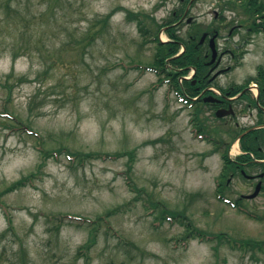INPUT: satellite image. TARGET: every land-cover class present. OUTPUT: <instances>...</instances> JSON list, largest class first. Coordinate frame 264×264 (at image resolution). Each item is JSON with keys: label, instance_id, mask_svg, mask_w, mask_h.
<instances>
[{"label": "rangeland", "instance_id": "rangeland-1", "mask_svg": "<svg viewBox=\"0 0 264 264\" xmlns=\"http://www.w3.org/2000/svg\"><path fill=\"white\" fill-rule=\"evenodd\" d=\"M241 1L194 0L189 15L196 22L177 29L184 38L196 26L218 29L217 47L235 52L222 57L220 67H231L216 77L217 88L243 83L264 63V29H248ZM181 7L179 0H0V264H264V250L197 236L183 241L182 223L156 219L159 209L142 202L183 210L204 232L264 240V194L247 198L254 182L227 175L224 194L241 198L261 219L217 198L223 148L214 151L197 135L196 104L179 101L147 66L156 52L150 32L168 40L157 25ZM213 112L204 105L201 118L228 142L256 119V109L239 118ZM62 146L109 154L135 149L129 175L140 195L125 179L127 155L76 165L64 152L40 151ZM239 146L230 144L228 155L234 158ZM118 205L126 206L106 215ZM104 215L92 232V222L82 219Z\"/></svg>", "mask_w": 264, "mask_h": 264}, {"label": "trees", "instance_id": "trees-1", "mask_svg": "<svg viewBox=\"0 0 264 264\" xmlns=\"http://www.w3.org/2000/svg\"><path fill=\"white\" fill-rule=\"evenodd\" d=\"M188 0H184L182 3L181 8H176L171 11L170 17L166 19V21L162 24H158L157 27L161 26H166L165 32L168 34L169 39L167 41H160L157 30L152 31L150 33H153L152 37H148V41H154L156 43V52L153 56L152 64H150V67L155 69L157 74H162L163 77L162 79H166L170 83V88L177 91L178 94L181 96V93L187 94L190 97H194L199 93V90L196 88V84H192L190 79H182V82H179V77H182L183 75L187 74L190 70V68L194 67L195 68V74L194 78L201 79L203 76L206 74L208 66H207V58L205 57V47L202 45L197 44L195 46V41L193 39H190V37H198L199 34L204 31L203 29L199 27H194L192 32L188 34L186 38L182 37L180 34H178L177 26L171 25L172 23L176 22L178 19L179 14L183 11L184 4ZM237 3H233V6L235 7ZM239 6L243 9L246 15V26L248 27L249 30L252 31H258L260 29H264V2L262 0H242L239 3ZM110 15V13H108ZM108 15H106V19H108ZM141 14H138L137 18L139 19L138 21L141 23L142 19L140 17ZM259 20V21H256ZM142 31L144 34H147V32L141 27ZM180 42L184 46V50L179 54L175 55L180 48ZM233 53H235L232 50ZM160 78V79H161ZM255 81L259 87H260V101L261 104H264V63L259 65L256 69V72L253 76H250L246 79V82H251ZM240 86L238 87V89ZM236 91H232V94ZM183 97V95H182ZM201 100V99H200ZM201 102V103H200ZM198 103V105H197ZM200 103V104H199ZM196 105L194 106L192 115H191V124L195 127L197 133L203 135L205 139H207L209 142H212L215 147L214 151H217L219 148H223L221 152V157L223 159V168L221 173L219 174V190L223 192V188L226 187V179L225 176L231 172L234 171V163L233 161L229 158L227 150L233 139L236 137V134L238 131L233 135L230 141H225L224 138L219 135L215 137L216 133L219 132V127L213 126V128H208V124L205 123L206 121L201 118V114L203 112V106L207 105L210 106L211 104L207 102H202V101H196ZM212 106V105H211ZM5 112H8L6 110ZM260 117H264V113L260 112ZM16 118V117H15ZM17 120V118H16ZM19 121V120H18ZM262 122H264V119H262ZM28 126V125H26ZM5 127H10L16 128V125L10 124L7 125L5 124ZM211 130L212 133H215L213 136L211 133L208 131ZM229 133V132H228ZM250 135H245L240 141L241 147L243 150L247 151V153L242 154L237 156L236 158L238 160H246V157H249V152H254L257 156H263V154L260 153L258 145L260 143L258 140L251 138ZM37 143L42 146V140L41 137L36 138ZM155 141H146L144 143H153ZM43 147V146H42ZM40 151L43 153L44 156H53L60 154L62 152L66 153V155L70 158L71 162L76 163V165L83 164L84 162L90 161L92 159L96 158H102V157H120L123 155H127V168H126V180L129 184L130 190L135 191L137 196H139L140 189H138L133 183H132V178L129 175V172L131 171V168H133V164L135 161V149H130L126 152L123 153H114V154H109V153H104V152H79V151H70L66 147L58 148V149H50L46 150L44 148H41ZM213 151V152H214ZM41 165V164H39ZM28 180V177H24L23 180H18L16 181L11 188L17 187V184H24ZM222 195H224L222 193ZM134 201V200H133ZM144 207L146 206L148 209H159L160 214H158V220H163L164 218L168 219H175L178 220L180 223L183 224L184 226V233L180 235L181 239H186L188 237H194L197 236L201 239L205 240H213L216 242V246L221 243H227L231 245L232 247L234 246H239L242 249L245 250H254V249H259V250H264V240L262 241H256L253 239H241V240H235L233 239L230 235H228L225 232H219V233H208L200 230L197 227H193L192 221L187 219V215L183 210H165L163 208L158 207L159 206V201H149L144 199ZM127 205V204H126ZM124 205V206H126ZM234 205H237V207L244 206L242 205L241 198H237L234 201ZM123 205H118L115 208L111 209L106 215L108 216L112 212L119 211L123 207ZM245 207V206H244ZM104 215L103 217H98L95 220H88L83 218V220H87L92 222V227H91V232L96 229V227L100 224V221H104L107 219V216ZM256 215V218H263L260 215ZM65 217H67V214H64ZM187 217V218H186ZM95 242V239L91 238L88 245L90 246ZM81 254H84V251H86V248H80L79 249Z\"/></svg>", "mask_w": 264, "mask_h": 264}, {"label": "flooded vegetation", "instance_id": "flooded-vegetation-1", "mask_svg": "<svg viewBox=\"0 0 264 264\" xmlns=\"http://www.w3.org/2000/svg\"><path fill=\"white\" fill-rule=\"evenodd\" d=\"M192 4V3H191ZM190 4V6H191ZM190 6L188 8L187 13L186 9L187 6L184 7V10L179 14L177 21L175 22L176 26H179L181 24L182 21L185 20L186 24L191 25L194 24L196 22V17H193L192 15H189V9ZM188 17H192L191 20H188ZM240 27V24H237ZM216 32V38L218 36V30L216 31V29L211 28L210 30H204L202 31V33L200 34V36L202 34H206V36L201 40V37H198V40L194 37H190V39H193L195 42V46H197V44L202 45L203 47H205V57L207 58V64H208V69L206 72V75L203 76V78L201 79H192L191 83L192 84H196V88L199 90V93L197 94V99H201L204 100L205 96H212L213 98L216 99L215 102H211L208 101V103H210L213 107H214V111L218 108H229L230 106L233 109V113L231 116L239 118V116L241 115H237V113L239 112H244V110H250V109H256V113H255V121L253 122V125L249 128H247V131H257V134H253L255 140L257 139L259 143L264 142V132L261 133V128L264 127V123H259V110H261L262 112H264V107L261 104L260 99V87L258 84L256 83H252V82H246V80L243 83H239V84H229L226 87H216V91L212 90L213 87H215L216 85L214 80L216 79V76H213L214 73H216L217 71H221V73H223L226 70H229V68L231 66L227 65L225 67H220V62L222 57L226 54L231 55L232 57L235 56V54L231 51V49H219V46L217 47L218 49V54H220V62L218 64V66L214 67L215 61L218 59V56H216L215 60L213 62H211L212 60V56H211V52H210V48H209V39L211 37V35ZM229 35H232V28L229 30ZM216 38H215V43H216ZM217 46V43H216ZM224 69V70H223ZM223 70V71H222ZM214 85V86H213ZM240 86V88L238 89V87ZM254 90H256L255 95H254ZM232 91H236L232 94ZM238 104V105H237ZM239 106V107H238ZM238 107V110L235 108ZM258 122V123H257ZM236 127H239L238 122H234ZM241 126V125H240ZM240 128H243L242 126ZM259 129V130H258ZM246 129H242L241 133L246 132L244 131ZM261 133V134H260ZM239 135V134H238ZM262 135V139H259V136ZM243 136V135H242ZM258 148L260 150V153L262 154V152L264 151V146L263 145H258ZM234 161V165L237 166L238 168L244 166L247 163H250L253 165L254 168H256L257 170L253 173V174H247V175H252L253 177H251V180L254 182V188L255 189L257 184H260V189L258 194H262L264 192V156H258V157H246V160H238L235 159ZM241 172V168L239 169Z\"/></svg>", "mask_w": 264, "mask_h": 264}, {"label": "water", "instance_id": "water-1", "mask_svg": "<svg viewBox=\"0 0 264 264\" xmlns=\"http://www.w3.org/2000/svg\"><path fill=\"white\" fill-rule=\"evenodd\" d=\"M191 17L188 18V20H190ZM205 34L202 35L201 37V40L204 38ZM214 37H215V34L210 38V47H211V54H212V60L215 58L216 56V49H215V46H214ZM219 60H217L216 64L218 63ZM206 100H214V98H211V97H208L206 98ZM228 112H231V109H228V110H223V109H218L216 110L215 114L217 116H222L224 115L225 113H228ZM259 190V185L256 186L255 190L253 193L247 195V197L251 198V197H254L257 192Z\"/></svg>", "mask_w": 264, "mask_h": 264}]
</instances>
